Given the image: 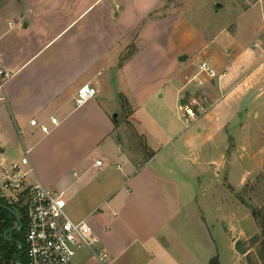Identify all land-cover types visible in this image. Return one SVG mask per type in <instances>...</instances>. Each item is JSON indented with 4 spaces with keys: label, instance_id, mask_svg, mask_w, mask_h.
<instances>
[{
    "label": "crops",
    "instance_id": "0c3cea01",
    "mask_svg": "<svg viewBox=\"0 0 264 264\" xmlns=\"http://www.w3.org/2000/svg\"><path fill=\"white\" fill-rule=\"evenodd\" d=\"M196 1L0 0V61L13 73L0 100V174L17 164L28 171V182L71 198L99 196L76 220L88 221L107 257L81 250L74 264H210L215 257L219 264L246 263L247 250L237 249L247 230L236 231V196H227L232 209L221 216L222 197L206 194L205 185L220 182L225 161L214 154L221 143L228 149L230 124L209 110L228 95L247 96L264 80V0L246 7L248 33L259 38L253 47L236 45L245 28L238 23L233 29L195 26ZM256 5L261 22L253 27ZM204 59L219 74L197 75L198 85L191 78ZM83 84L96 94L76 107ZM197 93L209 108L186 120L182 108ZM246 113L233 123L248 121ZM31 119L50 131L41 132ZM124 120L144 139L138 161L123 148ZM56 165L73 170L72 178L57 181L36 171ZM192 179L202 184L201 195L183 196Z\"/></svg>",
    "mask_w": 264,
    "mask_h": 264
},
{
    "label": "rangeland",
    "instance_id": "374dc122",
    "mask_svg": "<svg viewBox=\"0 0 264 264\" xmlns=\"http://www.w3.org/2000/svg\"><path fill=\"white\" fill-rule=\"evenodd\" d=\"M254 1L256 0H197L196 6L190 12V16L195 26L206 28V30H216L218 26L233 29L238 23L245 28L236 35V45L253 47V43L258 41L259 38L256 34L248 33V9L246 10V7ZM217 4L220 5L218 6ZM261 9V5H256L251 9V24H253V27L261 22ZM195 10H198L199 14ZM224 43L227 46L230 44L229 41H225L222 44L224 45ZM228 51H230V47L225 49V54H228ZM207 59L204 60L208 61L212 66L213 64ZM217 70L215 69L218 76L219 70ZM256 93H259V95L257 96ZM204 96L202 93L195 94V99H193L191 105L200 99L203 109H208L210 102ZM218 97L215 96L214 99ZM241 102L246 103V105L242 106ZM246 111H248V121L242 119L234 124V118L245 116L247 114ZM129 113V107L126 106L123 109V118L128 117ZM209 113H212L214 118L221 115L224 116L225 119L230 121V124L227 126L228 149L221 143L219 154H214L217 160H220L221 156H223L222 160L225 161V165L221 166V177L218 179L220 182L214 185H205L206 194L208 196H213L214 194L222 197L221 216L229 208L232 209V205L230 207L228 199H226L227 196H236L238 206L235 223L236 231H239L240 228L247 230V236L238 240L240 248L247 250L246 253H243L244 259L242 260L246 262L245 264H259L258 250L262 236L261 232L258 231L259 233H257L255 230L258 227L261 231V228L258 219L252 215L251 211L253 208L261 209L264 207V80L260 81L257 89L250 92L247 96L238 99L237 95L234 94L221 99L216 106L209 110ZM201 114L198 111L197 116ZM124 121L126 123V136L123 140V148L130 158L138 161L140 156H143L144 139L134 133L133 124L130 121ZM194 128L192 127L191 130H194ZM23 136L27 140L26 135L23 134ZM136 149H142L141 153L139 151L140 155H137ZM36 171L57 181L61 179L64 181L73 176V170L57 165L41 169L37 168ZM230 174L231 184L228 180ZM188 188L189 192L184 191L183 196H200L202 193V184L198 183V179H192ZM65 197L68 199L67 213L75 220L85 213L99 198V196L87 195L74 196L72 198L66 195ZM225 223V221L220 223L222 230L225 229ZM17 224L18 220L16 219L14 227H17ZM8 238H11L10 233ZM257 239V242L254 241ZM23 241L25 242V238ZM219 246L223 256V253L225 254L227 251L223 248L222 240H220ZM226 256H224V259ZM230 260L231 263L225 262V264H242L243 262L236 258H231Z\"/></svg>",
    "mask_w": 264,
    "mask_h": 264
},
{
    "label": "built area",
    "instance_id": "2783aa9c",
    "mask_svg": "<svg viewBox=\"0 0 264 264\" xmlns=\"http://www.w3.org/2000/svg\"><path fill=\"white\" fill-rule=\"evenodd\" d=\"M12 72L0 61V100H5L4 89ZM210 78L217 76L216 71L207 61L200 62L197 74L191 79L198 85H203L197 75ZM96 90L90 84H83L74 96V105L79 107L92 99ZM200 100V99H199ZM191 106H182V116L194 119L197 113H204L200 101ZM50 122L57 124V118L51 117ZM30 124L37 126L41 132L50 131L47 123L31 119ZM29 150L24 148L22 164L28 163ZM96 166L102 165V160L95 161ZM28 171H23L17 164H12L0 174V192L5 199L18 204L26 217L25 256L27 264H74V257L81 250H90L99 260H104L107 253L97 249L98 238L86 219L75 220L67 213L68 200L63 191L50 188L41 182H28ZM17 214V213H16ZM20 216L17 214L22 228Z\"/></svg>",
    "mask_w": 264,
    "mask_h": 264
},
{
    "label": "trees",
    "instance_id": "16d2710c",
    "mask_svg": "<svg viewBox=\"0 0 264 264\" xmlns=\"http://www.w3.org/2000/svg\"><path fill=\"white\" fill-rule=\"evenodd\" d=\"M5 206L10 207L20 216L22 228L15 230L14 222L17 219ZM18 210V212H17ZM24 210L18 204H12L8 202L0 192V264H27L25 256V229H26V217L23 214ZM252 215L258 219L261 228V240L259 241L258 257L262 264H264V207L261 209L253 208ZM11 234V238H8V234ZM254 241H258L254 240ZM19 244L22 245L19 249ZM237 249L240 252H245L240 248L239 242H237ZM210 264H219L218 259L215 257L210 260Z\"/></svg>",
    "mask_w": 264,
    "mask_h": 264
},
{
    "label": "water",
    "instance_id": "95a60500",
    "mask_svg": "<svg viewBox=\"0 0 264 264\" xmlns=\"http://www.w3.org/2000/svg\"><path fill=\"white\" fill-rule=\"evenodd\" d=\"M218 6L220 5V4H217ZM117 114L115 113L113 116L115 117ZM5 208H7L14 216H16L17 217V214H16V212L14 211V210H12L10 207H8V206H5ZM13 229H15V230H20V228H17V227H14ZM19 249H21V245L19 246Z\"/></svg>",
    "mask_w": 264,
    "mask_h": 264
}]
</instances>
